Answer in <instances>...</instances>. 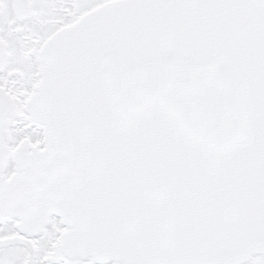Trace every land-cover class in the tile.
I'll use <instances>...</instances> for the list:
<instances>
[{
    "label": "snow or ice",
    "instance_id": "1",
    "mask_svg": "<svg viewBox=\"0 0 264 264\" xmlns=\"http://www.w3.org/2000/svg\"><path fill=\"white\" fill-rule=\"evenodd\" d=\"M0 264H264V0H0Z\"/></svg>",
    "mask_w": 264,
    "mask_h": 264
}]
</instances>
